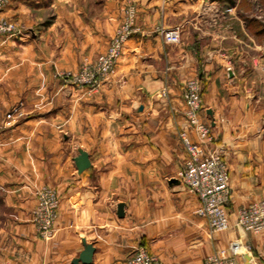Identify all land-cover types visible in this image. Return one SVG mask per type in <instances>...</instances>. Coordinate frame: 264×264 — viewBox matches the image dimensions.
Returning <instances> with one entry per match:
<instances>
[{
    "label": "crops",
    "instance_id": "0c3cea01",
    "mask_svg": "<svg viewBox=\"0 0 264 264\" xmlns=\"http://www.w3.org/2000/svg\"><path fill=\"white\" fill-rule=\"evenodd\" d=\"M42 1L17 0L0 15ZM73 1L58 19L77 35L60 50L80 54L57 62L76 68L83 54L106 49L131 0ZM136 1L137 29L114 74L96 88L45 78L52 88L28 90L34 102L27 117L0 125V184L14 212L1 232V262L73 264L86 241L95 247L89 264H128L140 244L165 264H202L241 237L237 210L264 198V27L235 8L212 26L211 16L195 13L200 0ZM175 24L183 25L182 39L167 42L157 28ZM192 77L202 83L207 146L222 152L231 172L230 227L216 232L179 178L187 159L179 134L186 122L183 86ZM190 136L198 140L192 129ZM80 147L92 163L81 173L74 160ZM43 184L61 198L49 238L39 235L32 214ZM242 242L241 264H264V234L248 232Z\"/></svg>",
    "mask_w": 264,
    "mask_h": 264
},
{
    "label": "built area",
    "instance_id": "2783aa9c",
    "mask_svg": "<svg viewBox=\"0 0 264 264\" xmlns=\"http://www.w3.org/2000/svg\"><path fill=\"white\" fill-rule=\"evenodd\" d=\"M11 1L0 0V10ZM137 17V7L133 4L127 5L107 48L94 59L85 57L77 70H64L62 77L66 83L78 88H96L108 76L114 74L125 45L137 29ZM16 29L14 22L0 19V34ZM157 30L167 42L178 43L181 40L183 25H160ZM183 97L186 101V122L179 134L187 152V159L179 170V178L190 192L198 196L199 205L196 212L207 219L210 231L226 230L230 227L227 204L231 198V172L222 152L207 146L212 137L211 125L203 115L200 79L190 78L185 82ZM190 129L194 130L198 140L191 138ZM37 195L34 217L41 235L48 237L53 232L60 198L54 189L46 187L38 190ZM235 225L241 237L231 241L226 247L217 248L205 257L202 264H241L240 255L247 247L242 242V235L248 232L264 234V198L241 206L236 212ZM127 263L165 264L144 244L136 247Z\"/></svg>",
    "mask_w": 264,
    "mask_h": 264
},
{
    "label": "rangeland",
    "instance_id": "374dc122",
    "mask_svg": "<svg viewBox=\"0 0 264 264\" xmlns=\"http://www.w3.org/2000/svg\"><path fill=\"white\" fill-rule=\"evenodd\" d=\"M15 1L17 0H12L7 3L0 12ZM59 1L60 0H43L38 5L31 4L30 6H27L25 3L14 16H11L13 14L12 12L8 15H0V19L5 18L17 25L16 31L0 34V125L3 123L4 127L12 126L27 117L28 102H30V104L34 102L32 98H27L28 90L39 92L43 87L51 90V84L48 86V84L43 82L45 78H51V80L53 79L57 82L63 81L66 83L62 77L64 70H77L85 57L94 59L101 53L100 52L96 56L83 54L78 59V66L76 68H71L68 65H58L57 61L62 54H64L61 56L64 60L63 62L66 64L80 54L78 50H60V47L63 46L62 44L66 42V39L69 40L68 42H73L75 40L77 31H75L74 27L69 26L67 27L68 29H65L63 20L58 19L59 12L69 11V9L75 5L74 1ZM131 4L137 6V1L131 0L127 5ZM197 4L196 6L200 7V9L198 8L195 13L200 14L199 16L203 18L211 16L212 26L219 24L220 18H222V12L228 13L234 8L239 15L249 22L253 18L264 25V0H235L233 5L219 0H200ZM252 25L254 26L256 23L252 22ZM72 42L67 43L68 46H71ZM192 78L199 79V77ZM2 186L5 187V185L0 184V241L1 232L7 230L5 225L7 222L6 220L14 215L10 203L6 200ZM45 187L54 189L60 198L58 189L53 185L43 184L36 187V202L32 209V214L33 222L36 225L39 235L44 238H49L54 233L56 221L51 235L45 237L41 235L33 213L38 201L37 191ZM1 263L14 264L11 261L1 262L0 260V264ZM48 263L52 262H46L44 264Z\"/></svg>",
    "mask_w": 264,
    "mask_h": 264
},
{
    "label": "water",
    "instance_id": "95a60500",
    "mask_svg": "<svg viewBox=\"0 0 264 264\" xmlns=\"http://www.w3.org/2000/svg\"><path fill=\"white\" fill-rule=\"evenodd\" d=\"M142 108V107H141ZM79 153L75 156V164L77 166L78 171L84 172L91 168V159L90 154L87 150L84 148L78 149ZM173 181H176V179H173ZM125 204L123 202H120L118 204V210L117 213L120 217L124 216L125 210H124ZM95 247L93 243H89L84 241V248L80 252L78 256H76L73 260V264H89L93 261V255H94Z\"/></svg>",
    "mask_w": 264,
    "mask_h": 264
},
{
    "label": "trees",
    "instance_id": "16d2710c",
    "mask_svg": "<svg viewBox=\"0 0 264 264\" xmlns=\"http://www.w3.org/2000/svg\"><path fill=\"white\" fill-rule=\"evenodd\" d=\"M219 1H221V2H225V3L229 4V5H233V3H235V0H219ZM250 22H251V23H252V22H255L256 25H257L259 28L264 27L263 23H260L257 19H253V18H252V19L250 20Z\"/></svg>",
    "mask_w": 264,
    "mask_h": 264
}]
</instances>
